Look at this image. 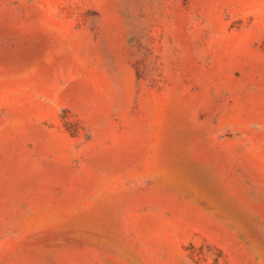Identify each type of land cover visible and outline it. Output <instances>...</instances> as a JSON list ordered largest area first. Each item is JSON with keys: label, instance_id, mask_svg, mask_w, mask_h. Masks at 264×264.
Listing matches in <instances>:
<instances>
[{"label": "rangeland", "instance_id": "374dc122", "mask_svg": "<svg viewBox=\"0 0 264 264\" xmlns=\"http://www.w3.org/2000/svg\"><path fill=\"white\" fill-rule=\"evenodd\" d=\"M0 264H264V0H0Z\"/></svg>", "mask_w": 264, "mask_h": 264}]
</instances>
